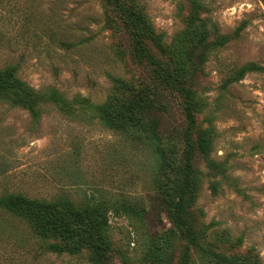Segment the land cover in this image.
<instances>
[{
    "label": "rangeland",
    "instance_id": "rangeland-1",
    "mask_svg": "<svg viewBox=\"0 0 264 264\" xmlns=\"http://www.w3.org/2000/svg\"><path fill=\"white\" fill-rule=\"evenodd\" d=\"M126 1L145 13L165 57L183 55L198 40L200 27L188 20L190 0ZM202 17L212 33L233 39L211 48L193 78L197 107L203 103L199 126L206 128L212 113L218 131L211 154L196 163L201 173L193 210L212 251L250 253L264 264V73H248L224 90L229 72L248 63L264 66V3L214 0ZM119 23L120 13L101 0H0V67L17 64L20 78L35 89L105 103L118 90L115 81L136 82L141 74L124 57L129 40ZM172 112L160 131L174 144L182 116L175 106ZM155 166L143 139L108 129L91 111L69 115L48 104L35 120L29 110L0 101V195L125 205L108 213L110 264L182 263L187 242L169 220L166 174ZM18 223L0 213V247L18 250L21 264H93L88 252L35 258L27 245H16L24 232ZM189 264L214 263L193 252Z\"/></svg>",
    "mask_w": 264,
    "mask_h": 264
},
{
    "label": "trees",
    "instance_id": "trees-1",
    "mask_svg": "<svg viewBox=\"0 0 264 264\" xmlns=\"http://www.w3.org/2000/svg\"><path fill=\"white\" fill-rule=\"evenodd\" d=\"M101 2L120 13L119 25L129 40V53L123 49L122 52L141 69L136 82L118 79L115 81L118 90L113 91L105 103L94 104L84 97L69 99L57 89H35L20 78L17 64H8L0 67V101L29 110L35 120L48 104L69 115H75L77 110L91 111L108 129L143 139L145 146L152 148L156 170L166 174L164 186L169 188L170 194L169 220L174 231L183 234L187 242L181 264H189L193 252H203L209 263L214 264H261L250 253L227 256L212 251L204 242L199 218L193 210L201 173L196 163L200 157L211 154L218 135L212 113L207 115L206 128L199 126L197 116L203 112V103L197 107L198 89L193 78L211 48L221 49L233 39L212 33L202 17L214 0H190L188 20L192 27H200L199 38L183 55L175 53L170 57L162 55L160 36L155 35L145 13L133 2ZM245 26L246 21L235 34L239 35ZM254 72L264 73V66L248 63L234 69L225 78L224 90ZM173 106L182 116L174 131V144L173 138L160 131L162 119L173 114ZM168 171L173 173V179H169ZM118 206L125 208V205L91 200L76 202L66 196L41 200L21 193L0 195V213L23 226L17 246L27 245V253L34 252L35 258L49 254L81 256L88 252L93 264H110L114 258L108 213ZM19 256L22 255L18 250L10 253L5 246L0 247V264H21Z\"/></svg>",
    "mask_w": 264,
    "mask_h": 264
}]
</instances>
